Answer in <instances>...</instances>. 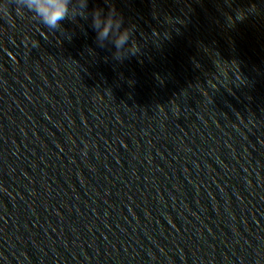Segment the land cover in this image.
Returning <instances> with one entry per match:
<instances>
[{
    "label": "clouds",
    "instance_id": "1",
    "mask_svg": "<svg viewBox=\"0 0 264 264\" xmlns=\"http://www.w3.org/2000/svg\"><path fill=\"white\" fill-rule=\"evenodd\" d=\"M72 0H0V18L9 21L13 13L19 16L21 13H27L33 16L36 21L42 24L49 31H57L62 29V22L65 20L75 19L76 15L82 18L84 12L73 13ZM87 7V0H80V8ZM242 19L243 16H240ZM122 19L116 17L115 10L113 9L107 16L102 10H96L92 16V27L97 33L99 41H105L109 38L110 34L115 31L116 36L113 40V45L116 49L115 58L121 59L127 45V53L135 54L138 51L133 50V43L130 44L131 30H121ZM103 46V44H100Z\"/></svg>",
    "mask_w": 264,
    "mask_h": 264
}]
</instances>
